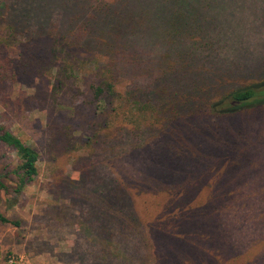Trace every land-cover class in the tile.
<instances>
[{
  "label": "rangeland",
  "instance_id": "1",
  "mask_svg": "<svg viewBox=\"0 0 264 264\" xmlns=\"http://www.w3.org/2000/svg\"><path fill=\"white\" fill-rule=\"evenodd\" d=\"M246 1L222 0L235 13L228 21L236 39L245 41L222 49L221 67L264 59V13ZM19 4L0 0V33ZM15 40L20 44L5 49L13 57L0 53L17 76L0 84V124L37 152V176L11 206L16 159L0 145L8 187V196L0 191V214L20 222L19 228L0 224V264H139L143 256L141 264H264V105L153 121L143 111H119L95 99L99 79L92 66L69 79L55 70L46 76L35 69L39 57L28 52L27 40ZM258 64L225 76L221 85L261 81L264 62ZM149 79L137 71L119 83L125 93L148 92ZM208 93L217 96L214 89ZM109 186L133 198L142 224L120 223L131 210L128 201L125 209L114 200L108 215L103 196ZM184 189L181 206L191 210L169 223L171 207L180 212L174 193L178 200ZM160 219L166 231H155Z\"/></svg>",
  "mask_w": 264,
  "mask_h": 264
},
{
  "label": "trees",
  "instance_id": "2",
  "mask_svg": "<svg viewBox=\"0 0 264 264\" xmlns=\"http://www.w3.org/2000/svg\"><path fill=\"white\" fill-rule=\"evenodd\" d=\"M246 3L259 7L258 11L264 13V0H247ZM226 6L222 0H20L18 9L11 11V19L3 21L0 53L9 56L5 49L19 45L15 39L23 38L27 40L28 52L39 57L35 69L46 76L55 70L57 76L65 75L69 79L75 71L92 66L99 79L93 90L95 99L101 100L107 108L115 104L119 111H143L153 121L168 124L182 119L180 115L185 112L203 109L227 115L252 102L264 105V79L237 89L221 85L226 82L225 76L242 75L251 64L255 62L259 67L258 62L262 63L264 59H257L254 55L244 66L239 63H230V67L218 65L222 49L243 45L245 41L242 35L236 39V29L228 21L235 13ZM10 7L6 5L8 12ZM51 16L58 20L57 26L50 24ZM263 43L264 38L260 44ZM3 59L0 62V84L17 79L15 74H9L13 69L9 65L11 62ZM26 68L31 70L29 64ZM137 71L146 73L152 88L148 92L136 88L125 93L119 83L121 77ZM60 84L58 81L54 91L59 90ZM212 89L217 91L214 98L207 96ZM0 145L11 151L16 159L10 171L14 178L10 190L12 198L7 199L13 206L37 176L38 154L1 124ZM3 179L5 175L0 173V191L8 196ZM146 187L151 189L150 185ZM117 191L109 186L103 196L108 215L113 210L114 200L125 209L128 201L131 210L123 213L120 223L126 225L127 222L133 227L137 226L135 222L142 224L133 198ZM181 193L178 200L179 194L174 193L171 202L177 203L180 212L175 213L171 207L168 213L173 219L169 223L181 221L191 210V204L181 206L187 198L185 189ZM106 217L108 221L110 216ZM156 221L155 231L158 230L156 226L165 230L161 219ZM0 224L13 228L20 226L19 221L2 214ZM147 259L148 256L141 257L139 264Z\"/></svg>",
  "mask_w": 264,
  "mask_h": 264
}]
</instances>
